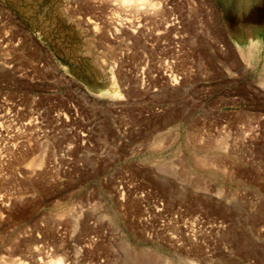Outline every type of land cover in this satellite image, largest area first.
<instances>
[{
    "label": "rangeland",
    "instance_id": "374dc122",
    "mask_svg": "<svg viewBox=\"0 0 264 264\" xmlns=\"http://www.w3.org/2000/svg\"><path fill=\"white\" fill-rule=\"evenodd\" d=\"M151 1L0 0V264H264V0Z\"/></svg>",
    "mask_w": 264,
    "mask_h": 264
},
{
    "label": "crops",
    "instance_id": "0c3cea01",
    "mask_svg": "<svg viewBox=\"0 0 264 264\" xmlns=\"http://www.w3.org/2000/svg\"><path fill=\"white\" fill-rule=\"evenodd\" d=\"M45 6L48 7L49 2L47 3V0H45ZM85 3H89L92 0H83ZM81 0H56V5L58 6V10H59V15L62 19V21H64L65 24L68 23V21H72L73 23H75L80 30L87 35L90 39L94 37V33L96 35L97 31H94L93 25L92 23L88 22V18H92V14H89V12L84 11V9H82L79 4H80ZM8 6L16 11V14L19 16V18L22 20L23 23H25L29 30H31V32L41 41L46 42L47 43V47H55L54 44L48 43L49 38H47L46 36H42L39 31L36 30V23L31 20L29 17H26L22 12L18 11L17 8L11 3V2H7ZM221 8L226 10L225 5L223 3H221ZM238 23H234V25L231 23L232 27H231V31L233 29V27L235 25H237ZM239 25V24H238ZM99 32H102V30H100Z\"/></svg>",
    "mask_w": 264,
    "mask_h": 264
},
{
    "label": "bare ground",
    "instance_id": "6f19581e",
    "mask_svg": "<svg viewBox=\"0 0 264 264\" xmlns=\"http://www.w3.org/2000/svg\"><path fill=\"white\" fill-rule=\"evenodd\" d=\"M122 1H123V4L124 5H132V6H135L133 8H136L137 10H140V9L145 8L144 6H152V7H155L156 6V4L153 3L151 0H122ZM110 89H112V91H114V93H116V94L117 93H120L118 84H117V82H116V80H115L114 77H113V79L110 82ZM35 250L37 252L40 251L39 248L38 249H35ZM21 264H22V262H21Z\"/></svg>",
    "mask_w": 264,
    "mask_h": 264
}]
</instances>
